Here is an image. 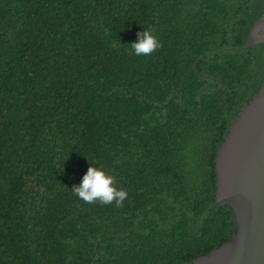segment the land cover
<instances>
[{
    "label": "trees",
    "instance_id": "16d2710c",
    "mask_svg": "<svg viewBox=\"0 0 264 264\" xmlns=\"http://www.w3.org/2000/svg\"><path fill=\"white\" fill-rule=\"evenodd\" d=\"M263 12L264 0H0V264L97 252L95 264H188L226 243L215 155L264 83V46L240 49ZM148 26L163 47L135 56ZM90 162L128 191L122 208L72 194Z\"/></svg>",
    "mask_w": 264,
    "mask_h": 264
},
{
    "label": "water",
    "instance_id": "95a60500",
    "mask_svg": "<svg viewBox=\"0 0 264 264\" xmlns=\"http://www.w3.org/2000/svg\"><path fill=\"white\" fill-rule=\"evenodd\" d=\"M258 43L264 46V12L251 26L240 49ZM201 104L199 98L197 113L185 118H195ZM214 169L215 205L224 206L232 213L235 229L226 243L188 264H264V83L230 123L217 149ZM98 258L97 252L92 264Z\"/></svg>",
    "mask_w": 264,
    "mask_h": 264
},
{
    "label": "clouds",
    "instance_id": "9594fccd",
    "mask_svg": "<svg viewBox=\"0 0 264 264\" xmlns=\"http://www.w3.org/2000/svg\"><path fill=\"white\" fill-rule=\"evenodd\" d=\"M135 56H151L163 47L161 40L152 26L137 33V41L130 44ZM91 163V162H90ZM89 167L82 182L73 186L72 194L85 204L100 206H115L122 208L128 199V191L118 186L117 177L103 166Z\"/></svg>",
    "mask_w": 264,
    "mask_h": 264
}]
</instances>
